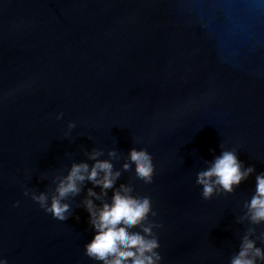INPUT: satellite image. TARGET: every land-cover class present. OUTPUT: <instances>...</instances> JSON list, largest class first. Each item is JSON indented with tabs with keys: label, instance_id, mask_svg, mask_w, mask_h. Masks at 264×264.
Instances as JSON below:
<instances>
[{
	"label": "water",
	"instance_id": "1",
	"mask_svg": "<svg viewBox=\"0 0 264 264\" xmlns=\"http://www.w3.org/2000/svg\"><path fill=\"white\" fill-rule=\"evenodd\" d=\"M132 149L151 153L152 183L124 169ZM224 150L255 171L206 200L198 174ZM94 151L121 173L107 201L121 185L151 197L154 215L132 231L152 228L160 264H230L245 236L264 248V223L247 208L264 173V0H0L8 264H102L85 254L92 182L66 198L64 221L32 199L50 203Z\"/></svg>",
	"mask_w": 264,
	"mask_h": 264
},
{
	"label": "clouds",
	"instance_id": "2",
	"mask_svg": "<svg viewBox=\"0 0 264 264\" xmlns=\"http://www.w3.org/2000/svg\"><path fill=\"white\" fill-rule=\"evenodd\" d=\"M100 155L102 152L99 151L90 154V159L95 161L91 166L87 162L74 163L68 174L59 181L56 195L50 203L46 193L34 194L32 199L54 218L64 221L68 219L71 208L65 202L66 198L79 194L85 181L92 182L94 187L88 189V198L84 204L95 234L85 245V254L102 264H160L163 259L157 251L160 242L149 238L152 228L144 227L143 234L132 231L142 225L150 214L154 215L151 197H134L132 189L121 185L120 189L113 192L111 201H107L105 197L108 190L114 188L121 173L113 170L111 160L97 159ZM109 155L115 156L116 153L112 151ZM130 161L123 165L125 170H131L132 165H135L139 179L145 183L153 182L156 169L151 153L132 149ZM254 171V167L244 166L236 151L224 150L206 170L198 174L197 183L202 186L201 195L207 200L218 190L234 192ZM95 187L101 191L96 192ZM95 200H101L102 204L98 206ZM16 204L18 206L19 201ZM247 208L248 218L253 224L264 223V173L256 176L255 195ZM260 261H264V248L258 247L255 240L245 236L240 251L231 259L230 264H260ZM0 264H8L7 259L0 257Z\"/></svg>",
	"mask_w": 264,
	"mask_h": 264
}]
</instances>
